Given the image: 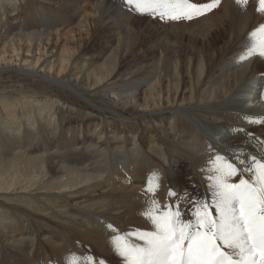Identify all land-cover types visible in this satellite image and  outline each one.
Masks as SVG:
<instances>
[{
	"label": "bare ground",
	"instance_id": "1",
	"mask_svg": "<svg viewBox=\"0 0 264 264\" xmlns=\"http://www.w3.org/2000/svg\"><path fill=\"white\" fill-rule=\"evenodd\" d=\"M224 1L226 3H223L222 11H219L218 7L201 17L185 21L184 28L182 27L185 32L178 28L173 30V40H168L166 44L173 51H171L173 58L170 57L173 59H171L173 62L172 78L176 79V84L173 88V98H170L167 105H164L165 98L161 92H154L162 89L161 82L168 73L163 74L162 69L158 68L159 64L162 65L163 62L159 55L160 63L157 68L154 67V71L146 73L147 75L143 78H134L136 76L134 70H129V68L124 73L118 74L117 68L121 67L122 56L119 57L117 52L104 55V57L102 54L95 56L91 61L85 58V62L88 63L81 65L80 62L84 57L77 54V49L73 50V47L68 45L69 43H63L59 53L52 48L55 39L61 40L63 22L57 25L43 23L35 20L32 12L28 15V11L24 8L16 11L14 16L9 13V4L12 1L0 0V15L3 14V17L0 16V70L11 68V70L47 75L49 80L51 79L52 82H57L63 87L80 84L90 90L102 89L107 98L122 104L127 110L134 111L138 106L142 107L139 116L141 119L150 121L155 132L173 131L172 140L165 139L166 135L164 138H159L164 139V142L160 141L162 147L145 148L142 142L134 137L135 141L131 144L132 147H124L123 150H121L122 145V147H114L109 143L111 137H108L110 140H106L103 147H99L96 143L93 144L86 139L82 143L63 139L62 134L59 133L61 138L59 144L51 147L46 145L42 152L45 155L38 157L39 160L36 157H34L35 161L32 160L39 167L38 176H18V173L24 169V163L17 158L18 154L23 151L21 142L27 141L28 144L33 142L39 123L42 119L52 116L53 110H49L50 107L46 104L49 100L47 101L46 98L29 101L30 99L25 97L26 99L18 98L16 102V100H4L1 96L0 196L2 198L0 199V208L4 210V207H7L9 210L3 212L0 217V264H7L17 255L16 253L22 255L20 264L29 263L40 252L41 255L38 257H41L44 260L43 263L46 264L48 261L46 245H50L51 249L68 247V238L64 235V231L53 226L49 236L37 237V242L34 241L36 236L31 238L34 229L30 228L29 220L31 219L29 216L36 212L34 215L44 217L46 221H56L53 216L49 215L51 211L57 216H62V220L59 221H62L63 230L69 232L72 237L75 236L90 242L91 248H94L93 256L96 257L94 261L97 264L101 261L104 264H122V260L115 253L113 246L104 244L107 242L105 241L107 234H114L108 225H113L121 232L149 227L146 219L142 217V212L147 207L145 189L150 176L153 180H158L159 183V178L163 180V184L160 183L161 187L155 194L161 201L164 200V196H167L170 186L177 191L187 189L190 196H196L199 189L205 192L210 168L209 161L216 155H225L229 159H233L236 154L241 152L243 153L242 158L245 159L249 155H264L263 133L250 134L256 131L255 122L264 121V72L259 69L261 62H264L262 60L264 57L256 54L245 60L239 59L249 46L250 33L255 30L256 23L259 26L264 24V14L260 16L256 10L257 0H249L247 5L238 3L237 0ZM54 5L59 10L70 12L71 18L79 16L81 18L78 23L79 31L85 32L89 30V20L86 18L88 10H94L95 17L98 16V21L102 20L103 22L110 21L113 18L112 14L124 15L122 14L124 9L113 4L111 0H63ZM117 9L121 10L117 12ZM80 15L82 16L80 17ZM50 19L52 20V18ZM122 24L124 25V23ZM114 26L118 27V24ZM52 28L56 29L53 31ZM223 33H230L232 39L230 36L228 39H222L221 34ZM223 38L227 37L223 36ZM157 47L159 48V46ZM99 60L100 62H98ZM121 74L126 79H123ZM132 74L135 76L133 77ZM185 74L190 79L186 88H184ZM153 78L155 81L153 80L154 82L150 84ZM142 82L150 84V95L141 103L137 91ZM18 107L22 109L21 116L26 119L28 124L27 130H24L26 132L24 138L17 135L23 130L22 122H25L19 116L20 111L17 112ZM119 113H121L119 116L122 118L124 127L114 126L113 129H116L112 132L113 141L118 137H124V133L128 135L134 132L129 127V123L124 120L126 116L122 112ZM90 118L84 117V120ZM162 119L165 121L170 119V128L161 123ZM105 129V127L99 128L97 125L93 132L104 134ZM131 130L133 131L131 132ZM246 133L249 134L246 136ZM103 137L106 135L104 134ZM99 148H101V152L97 151ZM159 157L162 159V163H160ZM185 161L194 176L192 178L194 187L181 184L179 173L174 172L175 166H177L174 164ZM164 163L168 164L167 168ZM144 169L150 174L147 178H143L141 175V170ZM157 172L161 177L156 175ZM47 174L52 179V183H46L45 185H48L42 187V190H39L40 188L35 190L36 188L33 187L38 186L43 180V176ZM118 176L121 177L119 184L115 182ZM133 180H137L138 183ZM28 190L36 192L30 194ZM26 192H28L27 196L29 194L32 198L31 206L22 207L23 205L18 202H10L12 200L22 201L23 197L18 194ZM10 195H16V197L9 199L10 201L6 200V196ZM117 195H121V197ZM51 196L62 199L65 205H59L61 204L60 199L55 202ZM80 199H83L82 203ZM54 202L56 207L61 206V208L53 207ZM38 203L44 205L47 210L39 212V209L36 208ZM65 209L68 211L66 212ZM32 211L34 212L32 213ZM25 218L28 220L27 224H23ZM65 220L67 223L64 222ZM103 220L105 221L103 226L97 224H103ZM35 233L39 235L38 231ZM29 243L32 244L31 247L35 246V251H30L29 255L27 253L28 256H25L23 253L28 251Z\"/></svg>",
	"mask_w": 264,
	"mask_h": 264
},
{
	"label": "rangeland",
	"instance_id": "2",
	"mask_svg": "<svg viewBox=\"0 0 264 264\" xmlns=\"http://www.w3.org/2000/svg\"><path fill=\"white\" fill-rule=\"evenodd\" d=\"M11 1H12V3L9 4V13L13 14L14 16H15L14 13L16 11H19L20 9L24 8L28 11V15L32 12L31 14L34 15L33 16L34 19L41 21L43 23H49V25H53V24L57 25V24H61L63 22V25L61 26L62 27L61 40L57 41L55 39V43L53 44L52 48L57 50V52L59 53L63 43H66V44L69 43L68 45L71 48L73 47L72 48L73 50H74V48H75V50L77 49V51H78L77 54H80V56L84 57V59L81 60V62H80L81 65H83L84 63H86V64L88 63V62H85V58H87L88 61L89 60L91 61L95 56L102 54V56L104 57V55L107 56L108 54H110L112 52H117L119 57H120V55L122 56L121 57L122 59L120 61V62H122L121 67L117 68L118 74L122 73V72L124 73L125 70L127 68H129V70H134V74L136 75L135 76L134 74H132L133 77L135 76L134 78H143L148 73H150L151 71H154V69H155L154 67L157 68L158 64L160 63V61H159L160 58L158 57V55H159L160 57H162L163 62H162V65H161V63L159 64L158 68L160 67L162 69L163 74H166L167 72L168 73L165 75L164 79L162 80L163 82H161V85H162L161 88L162 89L156 90L154 92L155 93L161 92V95H163V97L165 98L163 101L164 105H167L170 98H173V92H174L173 88L175 87L174 85L176 84V79L174 80V78H172L173 77V62L171 61V59L173 58V53H172L173 51L171 50L169 45L166 43H168L167 42L168 40L169 41H171V39L173 40V30L175 31V29H177V28L182 30V27L184 28V25H185L183 23L187 20H183V21H179V22L166 21V20L161 21L158 17H154L151 14L137 13L133 9L126 7L124 4V0H111V2L113 4L115 3L116 6H120V8L124 9V10H122V14H124V15H121L119 13L118 14L115 13V15L112 14L111 16L113 18L111 19L112 22L110 23L111 20L108 22L107 21L103 22L102 20L98 21L99 17L98 16L95 17V15H94L95 11L93 10L94 11L93 12L91 10L90 11L88 10V12H87L88 16H86V18H87V20H89L88 23H89L90 32H89V30H86V32H85L83 30L79 31L78 23L81 19V18H79V16H77L76 18H71L72 15L70 12L62 11V10H59L57 7H54V6H56V5H54L56 2H62L63 0H18V1L17 0H11ZM195 1H197V3L208 2V0H195ZM15 2H16V4H15ZM223 3H226V2L224 0H221L220 6H219V11L220 10L222 11V9H223V8H221L223 6ZM215 9H218V7ZM215 9H213L212 11H214ZM120 10L121 9H117V12H119ZM90 14H91V16H90ZM206 14H208V13H206ZM82 15H84V14H82ZM82 15H80V17ZM259 15L262 16L261 13ZM0 16L3 17V14H1ZM50 18H52V20ZM114 22H115V24H114ZM122 23H124V25ZM111 24L113 26L118 24V27L114 26V28H113V26ZM257 24L258 23H256L255 29H257L259 27V25H257ZM99 25L101 26V28H99L100 27ZM70 27H72V29H70ZM63 28H64V30H63ZM118 28H120V29L118 30ZM128 28H129V30H128ZM55 29L52 28L53 31ZM67 29H70V30L67 31ZM115 31L116 32L119 31V32L116 33ZM164 31H165V33H164ZM110 32H111V35H110ZM161 32H163V33H161ZM183 32H185V31H183ZM102 33L104 34V36ZM113 33H116V34H113ZM92 34H93V36H92ZM114 35L116 38L113 37ZM75 36H76V38H75ZM223 36L227 37V38H223ZM229 36H230V33L221 34V38L224 40L228 39ZM160 37H162L163 39ZM116 39H118L120 41L118 42V40H116ZM230 39H232V36H230ZM249 42L251 43V36H250ZM250 43H249V45H250ZM119 44H121L120 46H122V47H120ZM109 46H111V47H109ZM157 46H159V48ZM58 47H60V48H58ZM108 48H109V50H108ZM119 48H120V50H119ZM121 48H122V50H121ZM124 49H125V51H123ZM138 51H139V53H138ZM97 52H98V54H97ZM120 52H121V54H120ZM140 55H142V56H140ZM255 55L256 54H253L252 56H255ZM165 56H167V57H165ZM170 56H172V58ZM100 60L98 62H100ZM262 60L264 61V58ZM131 63H133V64H131ZM262 63L264 64V62H261V64H260L261 66H259V69L262 72H264V65ZM166 64H167V66H166ZM130 66H131V69H130ZM163 69H165V70H163ZM18 71L15 69L11 70V68L6 69V70H0V97L2 96L3 99L7 100V101L16 100V102L18 101V98H25V97H28L30 99L29 101H32V99H36V98H43V100L46 98L47 101L49 100L46 104H47V106L49 105V107H50L49 110H51V111L53 110L52 113L54 114V116L52 114V116L47 117L46 119H42L43 121L41 120V123H39L40 125H38L39 128H37L35 130V135H34L35 139L33 140V142H31L30 144H28L27 141L21 142V146H22L23 151L20 154H18L17 158L19 161L21 160L24 163L23 164L24 169L20 173H18V176H23V177H25V175L31 176V177H37L38 176L39 167L37 166V163L32 162V160L35 161L34 157L38 158V157H41L42 155H45L42 152L45 149L46 145H48L49 147L56 145V144L58 145L59 142L61 141V138L59 137V133L62 134L63 139H67V140H70V141L75 142V143H77V142L82 143L86 139L87 141L93 142V144L96 143L97 146H99V147H101V146L103 147V144L106 142V140H110L109 138L111 137V140L109 143L114 145V147H116V146L122 147L123 146V148H121V150H123L124 147L131 148L132 147L131 144H133L135 141V140H133L134 137L138 141H141L142 144L145 146V148H150L151 146H154L156 148L162 147L161 146L162 142H160V141L164 142V139L161 140L159 138L160 137L164 138L165 135H166L165 139H169V140L173 139V133H172L173 131L167 132V133L164 131L163 132L160 131L159 133H158V131L155 132L156 130L153 129L152 123L150 121H148L147 119L146 120L141 119V117L139 115L142 111V107L138 106V108H136L134 111L127 110V108L125 106H123L122 104H120L116 101H113L112 99L107 98L104 95L102 89L90 90V89L85 88L84 86H81L80 84H74L75 86H73V87H66V86L63 87V85H60L57 82H52L51 79L49 80V77L47 75H40V74L38 75L37 73H32L29 71H19V72ZM120 76L123 79H126V77H124L123 74H121ZM117 79H119V78H117ZM154 79L155 78L152 79V82L150 84H152L155 81ZM184 79H185L184 80V82H185L184 88H186L189 85L190 79H189L188 75H186V74H185ZM150 84L147 82H142L141 86H139V88H138L137 94L139 96V100L141 103L147 96L150 95V91H149L150 90L149 89ZM20 107H18L19 109H17V112L19 113V111H20L19 116L22 117L21 116L22 109ZM23 108H24V105H23ZM117 110H118V112H117ZM119 112H122L126 116L127 119L124 118V120L126 121V123H129V127L132 128L134 130V132H132L133 130H131L132 133H129L128 135H126L124 133L123 134V135H125L124 137H121V138L118 137L117 138L118 140L117 139L114 140V141H118V142H114L112 139V132L116 129V128L113 129L114 126H117L119 128L124 127V124H122L123 122L121 121L122 118L119 116L121 113H119ZM84 117H91V118L89 120H84ZM21 120L25 121V122H22L24 124V127H23V130L21 131V133L17 134V135H18V137L24 138L25 137L24 134H26V132L24 130H27L28 124H27L25 118L22 117ZM169 120L170 119L165 121L164 119H162L161 123L163 125H165V127L170 128L169 125H171V124L169 123ZM97 125L99 128H102V126L106 128L105 133H104L106 135V137H103L104 134H99L100 132H96V133L93 132L94 127H96ZM141 126H143V127H141ZM259 127H261V128H259ZM257 128H259V129L257 130ZM255 129H256V131H254L250 134H256L258 132L259 134L263 133V136H264V121L260 120L258 122H255ZM38 131L43 132V133H39ZM248 134L249 133H246V136ZM168 135L170 138L168 137ZM100 136L103 137L102 140H101ZM137 136H138V138H137ZM132 140H133V142H132ZM97 151L101 152V148H99V150L97 149ZM38 160H39V158H38ZM161 160L162 159L159 157L160 163H162ZM174 165H177V166H175L176 170L174 172L177 171L179 173L178 174V176L180 177L179 182L181 184H183L184 186L189 185V186L194 187V183L192 182V178L194 176H192V172L189 168L190 166L188 165V163L185 161V162H181V163H175ZM165 167L167 168L168 164L167 165L165 164ZM145 171H146L145 169L141 170V175L143 178H147V176L150 175V174H148L147 171H146L147 174H145L146 173ZM142 173H144V174H142ZM182 174H184V175H182ZM156 175L160 176L159 172H157ZM31 177H29V178H31ZM120 179H121V177H119V176L116 177L115 182H117V184H119ZM51 180L52 179L50 178L49 174H47V175L43 176V180L38 184V186L36 185L37 187L35 186L33 188H36L35 190H38L39 188H40L39 190H42L41 189L42 187L47 186L48 184L52 183ZM159 180H160V183L163 184V182H162L163 180H161V178H159ZM136 181H134V182L138 183V181L137 182ZM46 183H48V184L45 185ZM124 183H125V181H124ZM35 190H28V191L30 192V194H33L36 192ZM27 193L28 192H26L25 194H18V196L23 197L22 201H20V200L19 201H13V200L10 201L9 200V199H13L14 197H16V195L6 196L5 199L10 201L11 203L18 202L19 204L23 205L22 207H28V206H31L30 203H31L32 198L29 196V194L27 196ZM203 193L204 192H202L199 189L197 194L196 193L195 194L196 195H202ZM117 196L121 197V195H117ZM43 197H46V195H43ZM166 197L167 196H164V200H162V202L165 201ZM1 198H2V196H0V199ZM51 199H54L55 202H58V199H60V198H58V197L55 198L54 196H51ZM80 200H81L80 202L82 203L83 199H80ZM59 201L61 203L59 205H63V204L65 205V203L62 199H60ZM55 202L53 203V207H56ZM57 205H58V203H57ZM36 208L39 209V212H42L43 210H47V209H45L44 205H41L39 203L36 205ZM56 208H61V206H58ZM7 210H9V208H7V207H4V210H2L0 208V217L3 215V212L5 213V211H7ZM40 210H42V211H40ZM60 210L62 211L63 209H60ZM65 211L67 212L68 209L67 210L65 209ZM33 212L34 211H32V213ZM48 212H50V211H48ZM34 213H36V212H34ZM34 213L29 216V219H31V220H29V222H30V228L32 230L34 229L33 230L34 233L31 234V238L36 236L34 238L35 242L38 241V240H36L37 237H40V236L43 237V235L49 236L50 233H52L53 229H51V228H53V227H57L61 231H64L63 232L64 235L66 236V238H68V242H67L68 247L67 248H59V249L58 248L57 249L52 248L51 249L50 245H46L47 246L46 247L47 252H48L47 263H49V264H80V261L83 257H87V256L91 255L94 259L96 258L95 256H93L94 255V248H91L92 246H91V244H89L90 243L89 241L75 237V236L72 237L69 232H66L65 230H63L64 229V228H62L63 224L61 225L62 221H59V220H62L61 219L62 216H57V214H54L51 211V213H49V215L53 216L54 217L53 219H55L56 221H46L44 219V217H41L39 215H34ZM37 217L38 218L41 217L42 219L40 218L39 219L40 221H39ZM25 219H23V221H24L23 224H27V222H28V220L27 219L25 220ZM44 222H45V224H43ZM64 222L67 223L66 220ZM57 224H60L61 226L60 225L58 226ZM97 224L100 226H103L105 224V221L103 220V224L102 223H97ZM31 225L34 227H32ZM2 229H4L3 226H2ZM37 231L39 232V235H37L35 233ZM65 233H67V234H65ZM111 236H112V234H107V237L105 238V241H107V242H104V244H108V245L112 246ZM53 237L56 240V237L54 235H53ZM103 238H104V236L102 237V239ZM28 245H29V247H28ZM28 245H27L28 251L25 254L23 253V255H25V256H28L30 251H32V252L35 251V248H34L35 246L31 247L32 244H30V243ZM38 246H39V244H38ZM38 246L36 247V249L38 248ZM82 251H83V253H82ZM27 253H28V255H27ZM16 254H17L15 256L16 259L14 257L7 264H20V260L22 258V255H20L18 253H16ZM38 255H41V252L37 253V255L34 259H31L29 263L26 262L25 264H42L44 260H42L41 257H38ZM107 260L109 261V259H107ZM10 262H12V263H10Z\"/></svg>",
	"mask_w": 264,
	"mask_h": 264
},
{
	"label": "snow or ice",
	"instance_id": "3",
	"mask_svg": "<svg viewBox=\"0 0 264 264\" xmlns=\"http://www.w3.org/2000/svg\"><path fill=\"white\" fill-rule=\"evenodd\" d=\"M248 4L249 0H237ZM221 0H124L126 7L161 21L193 20L220 6ZM256 10L264 14V0ZM240 55L264 57V24L250 33ZM212 158L202 195L169 187L165 201L156 197L161 185L148 179L147 229H112V246L122 264H264V155ZM155 175V174H154ZM80 264H97L89 255ZM99 264H104L103 261Z\"/></svg>",
	"mask_w": 264,
	"mask_h": 264
}]
</instances>
